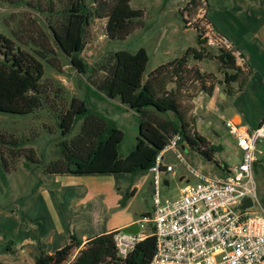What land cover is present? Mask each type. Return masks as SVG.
<instances>
[{"label":"trees","instance_id":"1","mask_svg":"<svg viewBox=\"0 0 264 264\" xmlns=\"http://www.w3.org/2000/svg\"><path fill=\"white\" fill-rule=\"evenodd\" d=\"M6 1L11 4H29L27 0ZM130 1L63 0V9L59 12L62 20L58 23L49 21L47 26L57 49L69 58L70 64L79 74L86 77L88 92L99 100H118L137 115L138 136L135 146L126 156H121L118 149L124 133L116 121L90 106L87 97L84 100L74 98L57 117L60 139L56 145L55 158L47 162L36 161L31 149L25 155L28 164H40L43 176L143 174L153 167L156 156L175 135L179 136L180 146L185 145L208 161L214 159L217 148L194 132L191 124L185 121L177 90L166 89L171 80L182 78L190 58L200 61L206 57L205 53L187 48L180 57L157 66L146 77L149 58L144 48L134 52L117 50L96 67L88 66L80 57L92 19L107 20L106 34L109 40H124L131 35L136 28L135 20L142 17L143 11L131 8ZM202 1L205 0H191L195 7L204 4ZM49 12L52 13L53 9ZM30 39L32 43L26 49L0 34V115L28 116L42 107L45 95L41 85L45 74L44 62L54 66L51 57L55 53L45 34L41 35L38 42ZM234 52L231 47H222L215 56L224 72L225 89L233 84L242 86L250 74V69L243 70L236 64ZM201 88L208 96L212 95L213 87ZM78 122V132L71 135ZM2 146L9 148L14 156H19L23 141H18L13 135H0V181L6 184V160ZM261 202L264 207V198ZM150 217L151 214L143 216L146 219ZM114 233L101 234L84 245L71 236L69 244L53 254L40 249L34 264H68L75 252L76 257L70 264L150 263L155 248L154 237L148 236L137 242L126 258L122 259L117 255Z\"/></svg>","mask_w":264,"mask_h":264},{"label":"rangeland","instance_id":"2","mask_svg":"<svg viewBox=\"0 0 264 264\" xmlns=\"http://www.w3.org/2000/svg\"><path fill=\"white\" fill-rule=\"evenodd\" d=\"M49 1L51 0H27L29 4L26 5L0 0V34L26 49L32 43L30 38L38 42L41 35L45 34L55 53V56L51 57L54 66L44 62L45 74L41 85L45 95H43L42 107L28 116L0 115V135H13L18 141H23L19 156H14L6 146L1 147L6 160L4 168L6 184L0 181V208L12 206L41 180L43 168L40 164H28L25 155L31 149L36 161L38 159L47 162L55 158L56 145L60 139L57 117L72 99L84 100L87 97L90 106H94L95 109L116 121L124 133L123 141L118 149L121 156H126L134 148L138 136L137 115L120 104L118 100L95 98L86 89L88 84L86 77L79 74L70 64L69 58L54 45L47 23L49 21L58 23L62 20L63 17L59 12L63 9V0H52L51 5ZM260 1L249 0L248 3L258 5ZM220 2L223 3L224 0ZM130 6L143 11L142 17L135 20L136 28L131 35L124 40H109L106 34L107 20L92 19L86 31L85 45L80 57L88 66L96 67L110 53L117 50L125 49L134 52L144 48L149 58L145 71L146 77L157 66L180 57L187 48H194L205 53L206 57L200 61L190 58L182 78L177 81L171 80L166 89L177 90L185 121L191 124L192 129H196L195 126H197L198 133L205 139L209 141L213 139L209 121H214L225 132L221 115L218 114L217 118L215 104L213 101L210 102L208 95L201 88L202 86L213 87V91L216 88L214 94L216 105L229 96L224 90V72L215 56L220 48L230 49V46L208 25L206 14L209 8L204 4L195 7L191 0H131ZM50 9H53L52 13L49 12ZM216 12L222 16L220 11ZM233 85L236 88V84ZM234 88L230 86L227 91L230 90L231 94ZM218 91L220 93L217 95ZM79 126L80 122L74 126L71 135L78 132ZM178 151L187 165L207 175H221V167L224 164L231 166L235 160L234 151L227 147L217 152L213 161L206 160L203 155L185 145H179ZM185 163L179 162L171 152L164 155V164L175 166V175L167 176L170 181L169 187L161 184V194L164 198L178 196L177 178L179 176L191 179L186 171ZM140 175L146 178L147 184L137 192L128 210L136 220H142L144 215L152 212V196L147 188L148 182L152 181V174L146 172ZM255 181L258 196L262 199L264 198V165H257ZM125 192L124 189L123 195ZM126 200L129 199L126 197L124 201ZM143 225L142 232L150 233L151 225L148 223ZM3 245L5 246L4 243Z\"/></svg>","mask_w":264,"mask_h":264},{"label":"crops","instance_id":"3","mask_svg":"<svg viewBox=\"0 0 264 264\" xmlns=\"http://www.w3.org/2000/svg\"><path fill=\"white\" fill-rule=\"evenodd\" d=\"M263 1L258 5H249V0L204 1L209 8L206 14L208 25L235 51L236 64L243 70L250 69L241 88L237 84L236 88L231 85L234 91L230 94V90L223 87L229 96L218 105L214 97L216 88L208 96L216 106L214 114L217 118L218 114L221 115L223 126L229 120L254 129L264 120ZM208 125L213 139L206 141L215 146L217 152L223 147L232 149L235 156L232 165H236L240 161L241 150L233 138L214 121H209ZM195 127L193 131L198 133ZM257 165L263 166L264 161L256 164L255 169ZM224 167L230 166L224 164L221 170ZM167 176H162L165 187L170 185ZM182 177L177 178V185ZM146 184V178L140 174L42 176L28 194L12 206L0 208V264H34L40 249L53 254L69 244L71 236L84 245L101 234L122 231L137 224L140 220H136L128 210L137 192ZM147 188L152 196V181L148 182ZM126 197L128 201H124ZM75 257L76 252L68 264Z\"/></svg>","mask_w":264,"mask_h":264},{"label":"built area","instance_id":"4","mask_svg":"<svg viewBox=\"0 0 264 264\" xmlns=\"http://www.w3.org/2000/svg\"><path fill=\"white\" fill-rule=\"evenodd\" d=\"M224 126L241 150V158L236 165L222 168L219 176L187 165L178 151L179 136L169 139L148 171L152 174L151 217L138 221L135 235L114 233L120 258L152 236L155 248L149 264H264V207L255 181V166L264 161V120L254 129L229 120ZM168 152L187 165L191 177L180 179L174 198H164L160 189L163 174H175V166L163 162ZM246 198L251 206L241 208ZM146 223L151 225L149 235L142 232Z\"/></svg>","mask_w":264,"mask_h":264},{"label":"water","instance_id":"5","mask_svg":"<svg viewBox=\"0 0 264 264\" xmlns=\"http://www.w3.org/2000/svg\"><path fill=\"white\" fill-rule=\"evenodd\" d=\"M250 206H251V200L248 198H246L241 204V208H247ZM122 232L135 235L138 232V225L137 224L130 225L129 227L124 228Z\"/></svg>","mask_w":264,"mask_h":264}]
</instances>
